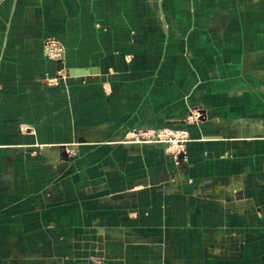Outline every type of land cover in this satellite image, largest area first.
Instances as JSON below:
<instances>
[{"label":"crops","instance_id":"obj_1","mask_svg":"<svg viewBox=\"0 0 264 264\" xmlns=\"http://www.w3.org/2000/svg\"><path fill=\"white\" fill-rule=\"evenodd\" d=\"M0 264H264V0H0Z\"/></svg>","mask_w":264,"mask_h":264},{"label":"built area","instance_id":"obj_2","mask_svg":"<svg viewBox=\"0 0 264 264\" xmlns=\"http://www.w3.org/2000/svg\"><path fill=\"white\" fill-rule=\"evenodd\" d=\"M46 57L52 61L61 64L58 68L55 76L46 78L49 85L66 84L67 80L71 78L70 72L64 67L65 52L64 48L60 44L48 43L45 45ZM134 140H145L149 143H167V151L170 152L174 161L178 164L181 160H184L185 156H182L184 145L190 140L189 134L186 130L182 129H160L153 131H141L133 129L128 137Z\"/></svg>","mask_w":264,"mask_h":264},{"label":"water","instance_id":"obj_3","mask_svg":"<svg viewBox=\"0 0 264 264\" xmlns=\"http://www.w3.org/2000/svg\"><path fill=\"white\" fill-rule=\"evenodd\" d=\"M74 73H76V72H74V71L71 72V75H74ZM158 145L161 146V147H164V148H168V144L167 143H158Z\"/></svg>","mask_w":264,"mask_h":264},{"label":"rangeland","instance_id":"obj_4","mask_svg":"<svg viewBox=\"0 0 264 264\" xmlns=\"http://www.w3.org/2000/svg\"><path fill=\"white\" fill-rule=\"evenodd\" d=\"M46 82H47V81H46ZM67 151H68V153H69V154H68V157H71V155H72V151H74V149H72V148H68ZM63 152H66V150L63 149Z\"/></svg>","mask_w":264,"mask_h":264}]
</instances>
